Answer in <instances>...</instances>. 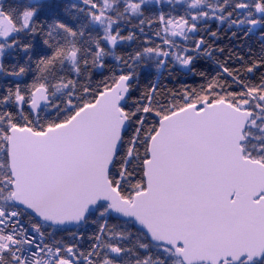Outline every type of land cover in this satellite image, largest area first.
I'll list each match as a JSON object with an SVG mask.
<instances>
[{"label": "snow or ice", "instance_id": "6c2138e0", "mask_svg": "<svg viewBox=\"0 0 264 264\" xmlns=\"http://www.w3.org/2000/svg\"><path fill=\"white\" fill-rule=\"evenodd\" d=\"M0 264H264V0H0Z\"/></svg>", "mask_w": 264, "mask_h": 264}]
</instances>
